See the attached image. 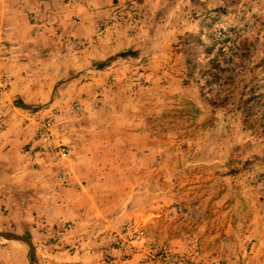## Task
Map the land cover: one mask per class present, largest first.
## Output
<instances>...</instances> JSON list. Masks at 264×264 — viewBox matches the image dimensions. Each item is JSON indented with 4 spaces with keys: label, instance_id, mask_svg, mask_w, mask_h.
<instances>
[{
    "label": "rangeland",
    "instance_id": "374dc122",
    "mask_svg": "<svg viewBox=\"0 0 264 264\" xmlns=\"http://www.w3.org/2000/svg\"><path fill=\"white\" fill-rule=\"evenodd\" d=\"M54 15L48 45L0 38V133H27L0 264H264V0H115L81 39Z\"/></svg>",
    "mask_w": 264,
    "mask_h": 264
},
{
    "label": "crops",
    "instance_id": "0c3cea01",
    "mask_svg": "<svg viewBox=\"0 0 264 264\" xmlns=\"http://www.w3.org/2000/svg\"><path fill=\"white\" fill-rule=\"evenodd\" d=\"M114 2L115 0H83L82 3L81 0L17 1L11 11L8 8V1L0 0V38L16 39L21 37L23 42H27V44L31 42L46 43L47 45L52 43L56 35H53V29L50 25L51 19L47 18L46 23L44 22L46 19L45 11L48 10L55 14L52 18L57 21L62 36L78 39L88 38L95 34L99 24L107 22V19L110 18L113 13ZM9 11L13 12L14 16ZM28 12L35 13L37 23L31 24L29 22ZM18 30L22 32L21 35H18ZM13 90H15L13 87L10 88L7 98ZM5 114H7L6 119L8 123L10 121V125L19 124V120L22 119L20 117L22 113L14 106H9ZM11 119L14 120L11 121ZM21 129L15 125V130L8 127V132L0 133V153L9 145L10 148L20 144V138L25 140L27 133Z\"/></svg>",
    "mask_w": 264,
    "mask_h": 264
},
{
    "label": "built area",
    "instance_id": "2783aa9c",
    "mask_svg": "<svg viewBox=\"0 0 264 264\" xmlns=\"http://www.w3.org/2000/svg\"><path fill=\"white\" fill-rule=\"evenodd\" d=\"M31 20H34V16H31ZM35 22V21H34ZM9 84V78L5 71L0 69V96L2 95L3 91L7 88ZM52 126L51 121L43 122L42 126L40 127L41 137L43 141H49L51 139L52 133L50 131ZM61 156H65L69 153V150L66 147H62L59 149L58 152Z\"/></svg>",
    "mask_w": 264,
    "mask_h": 264
}]
</instances>
